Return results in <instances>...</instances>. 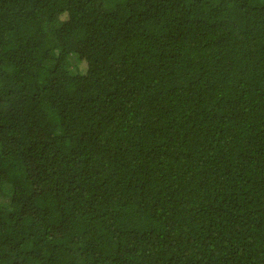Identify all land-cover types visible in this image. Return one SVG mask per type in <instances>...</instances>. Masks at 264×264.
Returning <instances> with one entry per match:
<instances>
[{
  "label": "trees",
  "instance_id": "1",
  "mask_svg": "<svg viewBox=\"0 0 264 264\" xmlns=\"http://www.w3.org/2000/svg\"><path fill=\"white\" fill-rule=\"evenodd\" d=\"M4 190L0 264H264V0H0Z\"/></svg>",
  "mask_w": 264,
  "mask_h": 264
},
{
  "label": "rangeland",
  "instance_id": "2",
  "mask_svg": "<svg viewBox=\"0 0 264 264\" xmlns=\"http://www.w3.org/2000/svg\"><path fill=\"white\" fill-rule=\"evenodd\" d=\"M74 59V58H73ZM74 64H76L75 61H73ZM7 196V191H3V194L0 195V202L2 203H6L8 201V198L6 197Z\"/></svg>",
  "mask_w": 264,
  "mask_h": 264
}]
</instances>
